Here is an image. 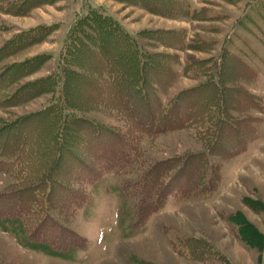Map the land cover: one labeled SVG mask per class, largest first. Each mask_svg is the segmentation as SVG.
<instances>
[{
	"label": "rangeland",
	"instance_id": "obj_1",
	"mask_svg": "<svg viewBox=\"0 0 264 264\" xmlns=\"http://www.w3.org/2000/svg\"><path fill=\"white\" fill-rule=\"evenodd\" d=\"M23 2L0 0V75L14 64H27L25 70L35 66L23 75L6 72V79L11 75L15 79L0 91V128L27 119L24 127L29 134L31 126L39 125L34 133L36 137L41 133L40 139L24 163L43 160L39 153L48 146L42 135H50L54 123L48 117L51 124L47 127L29 117L56 103L65 107V115L72 113L102 125L120 135L119 140L127 137L129 123L120 105L111 109L115 105L107 79L100 78L108 88L106 93L83 81L96 79L93 72L101 60H83L74 50L79 41L95 36L90 29L93 12L117 22L140 51L152 56L153 63L173 70L174 79L167 86L162 87L160 79L152 80V92L163 106L169 107L180 93L212 80L230 89L228 95L234 100L222 102L220 117L233 123L254 118L255 133L244 130L245 142L239 149L227 148L224 155L209 153L204 139L208 124L140 138V156L132 167L120 169L121 173L117 168L98 170L102 175L97 180L83 184L78 179L73 184L79 190L74 198L77 204L70 198L62 206L46 204L48 215L83 242L70 259L22 246L27 235L20 228L15 233L0 229V264H139L138 260L150 264H264V0H30L25 6ZM18 10L25 14H13ZM34 31L40 35L37 42L23 47L31 42L27 37ZM14 41L22 49L10 53ZM65 84L71 87L70 107L60 97ZM212 111L214 119L219 111ZM105 138L95 141L91 136L90 142L105 146ZM74 140L76 137L67 136L66 146L76 148L83 157L92 155ZM61 151L68 154L67 149ZM202 151L209 156L211 168L206 179L213 180L212 187L183 196L182 186L175 184L162 208L140 225L141 195L133 185L126 190L125 183H134L143 170L158 162ZM231 151L235 154L230 158L226 155ZM64 162L69 171L72 158ZM29 168L26 165L23 172L18 165L0 169V194L22 183L18 179L21 172L32 176ZM185 237L208 243L211 254L201 261L193 259L182 243Z\"/></svg>",
	"mask_w": 264,
	"mask_h": 264
},
{
	"label": "trees",
	"instance_id": "obj_2",
	"mask_svg": "<svg viewBox=\"0 0 264 264\" xmlns=\"http://www.w3.org/2000/svg\"><path fill=\"white\" fill-rule=\"evenodd\" d=\"M24 1L23 6L30 2V0ZM31 5L33 7L36 3H31ZM13 14L22 15L25 12L18 10ZM91 15L95 16V19L90 21V29L95 36L85 37L86 41H79L74 50L76 55L83 57V60L91 61V57H96L101 60V63L97 64V69L93 72L96 79L88 77L84 79L83 76L81 79H84V83L89 88L99 89L104 93L108 88L102 86L104 84L100 78L102 76L107 79L111 88L109 96L112 98V104L115 105L111 109H116L118 107L116 105H120L122 115L129 123L125 133L127 137L119 140L120 135L107 130L102 125L85 121L72 113L65 115V107L62 109L63 105L56 103L44 112L29 117L35 119L38 124L39 122L46 124L47 127L51 124L48 125L47 118L54 119L53 132L51 128L50 135L47 137L42 135L48 146L44 152L39 153L40 156L44 155L43 160L38 164H33L24 163L23 160L25 161L24 158L31 153L36 140L40 139L41 133L37 137L34 133V129L37 130L39 125L38 127L36 124L31 126L29 134L24 127L27 119H20L15 124L0 128V161H2L0 169L18 165L23 172L28 165L33 172L32 176L29 172L27 176H22L25 172H21L18 178L22 182L21 185L0 194V229L15 233L16 229L20 228V232L23 230L27 235L21 241L22 246L65 259H70L72 254L83 246V242L79 235L60 227L55 219L48 215L46 204L50 201L62 206L66 198L73 199L77 204L79 190L73 184L78 179L83 184L85 181L97 180L102 175V173L97 174L98 170L107 171L109 168L110 170L117 168L119 173L120 169L132 167L140 156V138L147 135L155 136L193 124L201 126L208 124L204 139L209 143V153L217 152L224 155L227 148L239 149L240 145L245 142L247 137L243 136L244 130L246 133L249 131L255 133L252 124L255 122L254 118L233 123L231 120L227 121V117L226 120L220 117L223 113L222 102L228 103L233 97L228 95L231 93L230 89H224L212 80L200 84L195 89L180 93L169 107L163 106L159 96L152 92V80L160 79L162 87L167 86L174 79L173 70L163 63H153L152 56L140 51L137 42L124 32L117 22L108 17L100 18L99 13L96 12ZM36 31L32 33V36L27 37L31 42L27 45L23 44V47L37 42L35 39L40 35ZM94 39L96 41H93ZM22 40L25 43L28 42L26 39L22 38ZM88 40L96 42L97 46L88 45ZM15 42L14 49L8 50L10 53L22 49L21 44ZM26 66L27 64H14L7 68V71H11L13 75L21 73L23 75L35 65L25 70ZM6 72L0 75V91L15 79L13 75L6 79L8 75ZM26 88L27 86H24L22 89ZM70 88L68 84H65L64 92L60 96L65 98L68 107L72 103L70 101L72 96H69ZM35 91L38 90L35 89ZM94 93L93 91L92 94ZM217 108L219 112H215L216 118L213 119L212 110ZM108 133L110 136L107 135ZM65 135L66 139H64ZM69 135L76 137L74 143H77L79 148L90 151L92 155L83 157L77 154L76 148L66 146ZM103 135L108 138H105V146L104 144L100 146L91 144V136L95 141L96 139L102 141ZM232 140H235L238 146ZM229 143L236 144V146H228ZM61 149H67L68 154L63 153ZM234 154V151H231L226 156L231 158ZM67 158H72L73 161L69 166V171L67 165L64 164ZM94 164L97 165L94 167ZM111 164L112 166L107 167ZM210 168L209 156L206 151H202L186 157H174L158 162L147 170H143L134 183L126 182L124 185L126 190L129 185H133L136 188L135 192L141 195L137 212L139 224L144 225L153 213L162 208L171 187L175 184L182 186L180 192L183 196L200 194L207 187H212L213 180L208 182L206 179ZM174 171L176 172L172 174ZM241 234L243 235L242 231ZM182 243L187 248L188 255L196 260H204L212 252V247L208 243L190 237H185ZM253 245L256 244L253 243ZM138 262L139 264H150L140 260Z\"/></svg>",
	"mask_w": 264,
	"mask_h": 264
}]
</instances>
